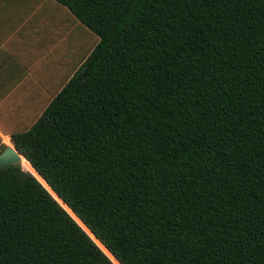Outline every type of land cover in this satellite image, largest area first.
<instances>
[{"label": "trees", "instance_id": "obj_1", "mask_svg": "<svg viewBox=\"0 0 264 264\" xmlns=\"http://www.w3.org/2000/svg\"><path fill=\"white\" fill-rule=\"evenodd\" d=\"M51 1L88 41L9 134L0 264H264V0Z\"/></svg>", "mask_w": 264, "mask_h": 264}, {"label": "crops", "instance_id": "obj_2", "mask_svg": "<svg viewBox=\"0 0 264 264\" xmlns=\"http://www.w3.org/2000/svg\"><path fill=\"white\" fill-rule=\"evenodd\" d=\"M72 27L49 0H0V145L12 147L9 134L27 130L73 74Z\"/></svg>", "mask_w": 264, "mask_h": 264}, {"label": "water", "instance_id": "obj_3", "mask_svg": "<svg viewBox=\"0 0 264 264\" xmlns=\"http://www.w3.org/2000/svg\"><path fill=\"white\" fill-rule=\"evenodd\" d=\"M19 158L20 156L16 153V151L10 147L6 146L0 151V170L12 166V165H19ZM33 176V175H32ZM34 177V176H33ZM35 178V177H34ZM36 179V178H35ZM37 181V180H36ZM38 182V181H37ZM39 183V182H38ZM40 184V183H39ZM45 184V183H44ZM41 185V184H40ZM46 185V184H45ZM42 186V185H41ZM47 186V185H46ZM43 187V186H42ZM48 188V187H47ZM43 189H45L43 187ZM49 189V188H48ZM45 191L51 196V194L45 189ZM50 192H52L49 189ZM53 194V193H52ZM55 196V195H54ZM52 197V196H51ZM52 199L61 207V205L56 201L58 199L56 196L55 198L52 197ZM59 200V199H58ZM60 201V200H59ZM61 202V201H60ZM62 203V202H61ZM84 231V230H83ZM85 232V231H84ZM86 233V232H85ZM90 234V233H89ZM86 235H88L86 233ZM91 235V234H90ZM92 236V235H91ZM89 237V235H88ZM93 238V237H92ZM91 239V238H90ZM94 239V238H93ZM92 240V239H91ZM95 240V239H94ZM93 241V240H92ZM94 242V241H93Z\"/></svg>", "mask_w": 264, "mask_h": 264}, {"label": "rangeland", "instance_id": "obj_4", "mask_svg": "<svg viewBox=\"0 0 264 264\" xmlns=\"http://www.w3.org/2000/svg\"><path fill=\"white\" fill-rule=\"evenodd\" d=\"M49 1H51V0H49ZM52 4H54V3L52 2ZM67 30H68V35H70V33L72 32L74 52L76 51V48L78 47V45H81V41L82 40H83V45H84V40L88 41L87 40L88 39V34H86L81 28H79L78 25L76 23H74V21H73L72 31H70V28L67 29Z\"/></svg>", "mask_w": 264, "mask_h": 264}, {"label": "bare ground", "instance_id": "obj_5", "mask_svg": "<svg viewBox=\"0 0 264 264\" xmlns=\"http://www.w3.org/2000/svg\"><path fill=\"white\" fill-rule=\"evenodd\" d=\"M22 163H24V161H23V159L20 157V158H19V164H22Z\"/></svg>", "mask_w": 264, "mask_h": 264}]
</instances>
